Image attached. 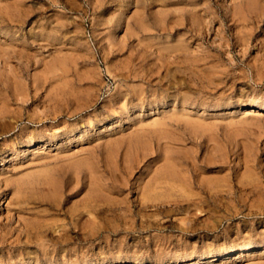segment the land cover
I'll return each mask as SVG.
<instances>
[{
    "label": "rangeland",
    "instance_id": "1",
    "mask_svg": "<svg viewBox=\"0 0 264 264\" xmlns=\"http://www.w3.org/2000/svg\"><path fill=\"white\" fill-rule=\"evenodd\" d=\"M251 103L264 0H0V264H264Z\"/></svg>",
    "mask_w": 264,
    "mask_h": 264
},
{
    "label": "bare ground",
    "instance_id": "2",
    "mask_svg": "<svg viewBox=\"0 0 264 264\" xmlns=\"http://www.w3.org/2000/svg\"><path fill=\"white\" fill-rule=\"evenodd\" d=\"M248 107L251 109H262L264 108V104L263 103H251L250 105H248ZM97 123L99 124L100 121H97ZM155 182V181H154ZM170 184V183H169ZM177 187V186H176ZM184 187V186H183ZM182 187V188H183ZM185 190V189H184ZM165 196V195H164ZM212 198L213 201H215V198H213L212 196H210ZM144 198V197H143ZM1 199V198H0ZM4 201H0V204H3ZM215 206V205H214ZM217 206V205H216ZM215 206V207H216ZM225 207V206H224ZM249 215V211L246 213ZM256 243H253V242H248V243H245L244 245L242 246H236V245H232L230 246L228 249L224 250V251H219V252H215V253H212L211 256L213 259L215 258H218V257H222L223 255H226L228 253H231L233 251H237V250H243V251H246V250H249L251 248H253L255 246ZM229 251V252H227ZM178 258V257H177ZM250 258V257H249Z\"/></svg>",
    "mask_w": 264,
    "mask_h": 264
}]
</instances>
